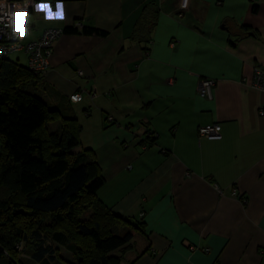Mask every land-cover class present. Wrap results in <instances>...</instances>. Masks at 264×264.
Segmentation results:
<instances>
[{"label":"crops","instance_id":"crops-1","mask_svg":"<svg viewBox=\"0 0 264 264\" xmlns=\"http://www.w3.org/2000/svg\"><path fill=\"white\" fill-rule=\"evenodd\" d=\"M179 1L62 0L55 20L29 10L23 43L53 27L108 32L55 40L32 93L76 120L74 152L93 153L104 179L97 197L123 219L113 233L141 224L112 253L120 264H264V92L250 85L253 69L264 71V0H190L184 11ZM148 4L156 24L149 41L133 42ZM201 78L215 81L211 100L196 93ZM75 94L82 98L72 103ZM213 124L220 140L197 137ZM54 247L45 264L72 261Z\"/></svg>","mask_w":264,"mask_h":264},{"label":"trees","instance_id":"trees-1","mask_svg":"<svg viewBox=\"0 0 264 264\" xmlns=\"http://www.w3.org/2000/svg\"><path fill=\"white\" fill-rule=\"evenodd\" d=\"M157 14L145 5L130 40L149 41ZM64 34L105 38L108 32L75 25ZM40 82L27 67L0 61V264H22V255L45 264L58 255L55 245L71 253L68 264H120L112 253L128 247L141 224L113 233L123 219L97 197L104 184L98 163L89 150L74 152L80 148L76 120L60 118L30 91ZM154 139L147 135V144Z\"/></svg>","mask_w":264,"mask_h":264},{"label":"built area","instance_id":"built-area-1","mask_svg":"<svg viewBox=\"0 0 264 264\" xmlns=\"http://www.w3.org/2000/svg\"><path fill=\"white\" fill-rule=\"evenodd\" d=\"M189 2L190 0H180L179 10H186ZM36 4V0H0V61L8 60L13 53L22 52L27 57V69L34 74L42 75L48 69V59L52 54L53 42L62 36L63 29L47 28L38 39L23 43V38L29 28L26 24L27 13L29 10L34 9ZM76 27L79 28L78 25ZM214 85L215 81L212 79H199L196 85L197 95L211 100ZM250 85L254 89L264 92L263 70L253 69ZM81 98L80 94H75L70 96L69 99L72 103H77L81 101ZM260 114L262 115V113ZM197 137L220 140L221 127L218 124L199 127ZM205 252H207V249H205ZM262 254L264 255V249Z\"/></svg>","mask_w":264,"mask_h":264},{"label":"clouds","instance_id":"clouds-1","mask_svg":"<svg viewBox=\"0 0 264 264\" xmlns=\"http://www.w3.org/2000/svg\"><path fill=\"white\" fill-rule=\"evenodd\" d=\"M56 10L53 11L51 9V4H50V0H40L39 3H37L35 5V10L37 12H44L46 13V19L47 20H55L61 13V11H63V2L62 0H57L56 6H55ZM52 17V18H50ZM75 99V98H73Z\"/></svg>","mask_w":264,"mask_h":264},{"label":"rangeland","instance_id":"rangeland-1","mask_svg":"<svg viewBox=\"0 0 264 264\" xmlns=\"http://www.w3.org/2000/svg\"><path fill=\"white\" fill-rule=\"evenodd\" d=\"M26 55L22 52L13 53L10 55L9 60L17 63L20 66L27 67ZM34 88H31L30 91L33 92Z\"/></svg>","mask_w":264,"mask_h":264},{"label":"snow or ice","instance_id":"snow-or-ice-1","mask_svg":"<svg viewBox=\"0 0 264 264\" xmlns=\"http://www.w3.org/2000/svg\"><path fill=\"white\" fill-rule=\"evenodd\" d=\"M50 18H52V17H50ZM55 18H57V19H63V11H61L60 15L58 17H55Z\"/></svg>","mask_w":264,"mask_h":264}]
</instances>
